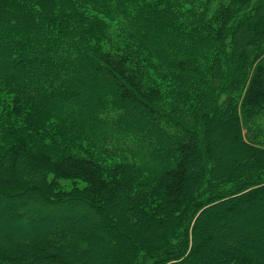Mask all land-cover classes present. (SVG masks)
<instances>
[{"label":"trees","instance_id":"trees-1","mask_svg":"<svg viewBox=\"0 0 264 264\" xmlns=\"http://www.w3.org/2000/svg\"><path fill=\"white\" fill-rule=\"evenodd\" d=\"M0 264H264V0H0Z\"/></svg>","mask_w":264,"mask_h":264},{"label":"rangeland","instance_id":"rangeland-1","mask_svg":"<svg viewBox=\"0 0 264 264\" xmlns=\"http://www.w3.org/2000/svg\"><path fill=\"white\" fill-rule=\"evenodd\" d=\"M123 35H124V32L122 33V37H123ZM77 140L80 141V143H81V146H80V147H81L82 149H85V148H86L87 150L92 151V152H94V153L99 152V151H96L97 148H95L96 150H92V143L88 142V141L85 140L84 138H78ZM72 146H73V145H72ZM73 147L78 148L76 145L73 146ZM220 148H221L222 155H223V156H227L228 151L230 150V147L228 146V143L225 144V143L223 142L222 145H220ZM64 182H66V184H65L64 186H65L66 188H69L70 185H71V182H69V181H64ZM36 206H37V205H32V208H30L31 211H32V209L35 208ZM82 210L85 212V218H84L83 220H81V221L87 222V223H89V224H91V225L96 224V218H95V216H94L90 211H88L87 209H84L83 207H82ZM52 222H54V223H58V222H59V220H58V214H56L55 216H52ZM84 222H83V223H84ZM83 223H81V224H83ZM28 224H29V222H27V221L24 219V216H21V215H20V216L18 217V220H17L16 224H13V225H9V224H7V226L12 227V228H14V229H16V230H21L22 228H24V227L27 226ZM232 224H233L232 222L229 223V225H232ZM225 226H226V225H225ZM225 226H221V228H219V230H218V233H222V231H223L222 228H224Z\"/></svg>","mask_w":264,"mask_h":264}]
</instances>
